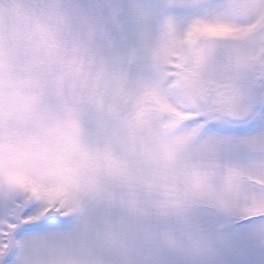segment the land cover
Wrapping results in <instances>:
<instances>
[{
    "label": "clouds",
    "instance_id": "clouds-1",
    "mask_svg": "<svg viewBox=\"0 0 264 264\" xmlns=\"http://www.w3.org/2000/svg\"><path fill=\"white\" fill-rule=\"evenodd\" d=\"M161 0H0V229L24 221L13 209L32 194L8 182L34 180L56 193L67 235L0 239L13 264H158V254H210L203 211L230 220L264 196V171L239 174L181 143L169 108L233 73L221 51L194 63L155 15ZM239 7L244 0H225ZM134 9L139 11L133 16ZM118 13V15H114ZM255 15L238 14L244 24ZM243 65L234 61V72ZM18 231V228H17Z\"/></svg>",
    "mask_w": 264,
    "mask_h": 264
},
{
    "label": "snow or ice",
    "instance_id": "snow-or-ice-1",
    "mask_svg": "<svg viewBox=\"0 0 264 264\" xmlns=\"http://www.w3.org/2000/svg\"><path fill=\"white\" fill-rule=\"evenodd\" d=\"M155 15L166 18L170 33L183 31L178 46L194 63L206 62L219 52L227 53L223 65L229 75L217 91L201 89L182 98L178 109L169 108L174 126L186 129L181 143L196 142L199 154L221 159L229 171L251 174L264 171V0H244L239 7H230L225 0H161L154 5ZM255 15L244 24L234 22L238 14ZM118 15V13H114ZM139 11L134 9L133 16ZM234 61L243 71L234 72ZM25 173L10 172L8 182L24 187L32 194L27 203L13 209L24 221L0 229V239L10 231L17 235L43 232L62 223L60 209L55 207L56 193L41 197L34 180L25 184ZM9 209H0L7 214ZM237 220H248L233 230V241L241 250L250 247L248 231L261 226L259 243L264 245V196L247 199L235 212ZM18 228V231H17ZM3 248H0V252ZM0 264H13V254Z\"/></svg>",
    "mask_w": 264,
    "mask_h": 264
},
{
    "label": "rangeland",
    "instance_id": "rangeland-1",
    "mask_svg": "<svg viewBox=\"0 0 264 264\" xmlns=\"http://www.w3.org/2000/svg\"><path fill=\"white\" fill-rule=\"evenodd\" d=\"M62 223L55 228L34 232V235H67L75 233L83 224L82 219L61 218ZM248 224V220H230L213 210H205L199 218L201 234L210 239L213 251L196 258V264H264V245L259 243L261 226L253 225L248 231L250 247L241 251L233 241V230L238 224ZM158 264H186L185 257L176 254H158Z\"/></svg>",
    "mask_w": 264,
    "mask_h": 264
}]
</instances>
